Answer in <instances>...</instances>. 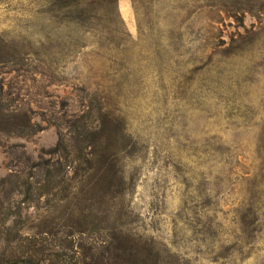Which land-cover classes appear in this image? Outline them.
I'll use <instances>...</instances> for the list:
<instances>
[{"label":"rangeland","instance_id":"1","mask_svg":"<svg viewBox=\"0 0 264 264\" xmlns=\"http://www.w3.org/2000/svg\"><path fill=\"white\" fill-rule=\"evenodd\" d=\"M42 1L0 0L8 50L24 57L46 40L60 53L56 76L0 65L3 101L42 125L0 131V178L17 174L0 203L20 205L27 225L78 231L82 264H264V0H144L140 11L117 0L124 43L101 46L81 28L66 53ZM93 95L118 139L85 142L89 159L65 168L67 198L27 192L40 166L63 158L57 144Z\"/></svg>","mask_w":264,"mask_h":264},{"label":"trees","instance_id":"2","mask_svg":"<svg viewBox=\"0 0 264 264\" xmlns=\"http://www.w3.org/2000/svg\"><path fill=\"white\" fill-rule=\"evenodd\" d=\"M143 1L133 0L137 11H140ZM116 3L117 0H43L40 9L47 14L54 26L52 28L61 30L60 32L65 31L66 35L60 39L58 52L66 53L69 51L68 44L70 47H75L81 43V37L77 33L81 28L93 31L96 35L95 42L101 46L119 47L123 44L127 39V31L123 27ZM57 54L60 53L54 52L51 44L45 40L36 48L24 51L23 56L27 58L23 59L24 57L11 52L0 41V65H9L8 71H16L17 64L26 61L29 65L34 62L32 66L41 73L56 76L60 68ZM103 55L110 59L117 57L116 52L111 49L105 51ZM7 85L5 78L0 80V131L18 134L38 131L42 125L32 121L26 110L9 109L3 101ZM74 115L71 122L74 131L69 136L68 142H64V138L61 137L56 147H61L63 158L40 166L38 172L44 175L43 180L35 187L28 181L27 192L37 191L39 194L62 192L60 199L67 198L71 186L66 182L65 168L68 166L77 168L82 160L89 159L85 157L86 153L83 151L85 142L93 138H98L100 141L105 137L107 144L111 145L118 139L119 127L104 110V101L100 97L90 96L87 99L86 109ZM122 124L123 122L119 125ZM14 175L17 174L10 173L0 178V188ZM111 182L113 179L103 171L96 181L102 196L110 190L108 187ZM18 190L21 191L20 188ZM53 207H56V204H51L47 209ZM14 213L21 214L20 205L14 210L11 205L0 203V264H82L81 243L75 235L78 231L61 232V228H56L62 226L59 223L53 227L46 223L27 225L23 219L14 216ZM84 223L87 222L83 221L78 225ZM65 224L73 227L77 223L66 221L63 225Z\"/></svg>","mask_w":264,"mask_h":264}]
</instances>
